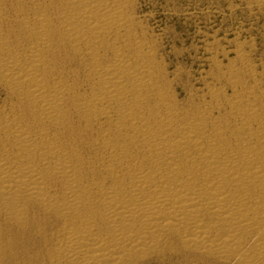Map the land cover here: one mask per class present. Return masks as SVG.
I'll use <instances>...</instances> for the list:
<instances>
[{
  "label": "bare ground",
  "instance_id": "1",
  "mask_svg": "<svg viewBox=\"0 0 264 264\" xmlns=\"http://www.w3.org/2000/svg\"><path fill=\"white\" fill-rule=\"evenodd\" d=\"M134 2L0 0V264H264L254 71L182 104Z\"/></svg>",
  "mask_w": 264,
  "mask_h": 264
},
{
  "label": "rangeland",
  "instance_id": "2",
  "mask_svg": "<svg viewBox=\"0 0 264 264\" xmlns=\"http://www.w3.org/2000/svg\"><path fill=\"white\" fill-rule=\"evenodd\" d=\"M133 12L142 33L158 50L157 60L165 74H169L168 82L182 104L202 100L207 88L217 87L227 97L232 96L225 74L231 68L242 69L237 58L241 55L257 78L253 76L247 81L244 77V84L251 87L256 83L264 95V0H135ZM4 100L7 102L0 88V108L6 105ZM175 250L179 251L166 253L160 261L147 259L145 264H185L188 252L181 254L183 250ZM193 258L194 262L189 259L186 263H217L197 259L195 255Z\"/></svg>",
  "mask_w": 264,
  "mask_h": 264
}]
</instances>
